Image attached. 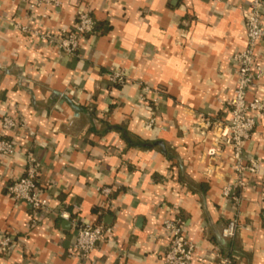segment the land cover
Instances as JSON below:
<instances>
[{"label":"crops","instance_id":"0c3cea01","mask_svg":"<svg viewBox=\"0 0 264 264\" xmlns=\"http://www.w3.org/2000/svg\"><path fill=\"white\" fill-rule=\"evenodd\" d=\"M26 1L0 0V118L23 124L8 135L16 153L0 163V240L11 239L0 264H164L162 221L172 215L196 246L192 264H221L217 254L264 264V119L244 149L262 162L259 174L222 193L237 178L220 141L237 80L231 56L245 47L251 0H60L42 30L71 27L77 7L95 21L77 56L15 28L34 26L42 13ZM260 49L264 73V42ZM115 68L127 77L122 87L107 81ZM140 83L151 89L145 101ZM263 94L264 74L248 98ZM28 154L39 191L70 220L8 194ZM235 214L242 228L222 240ZM83 220L105 230L85 261L69 252L73 222Z\"/></svg>","mask_w":264,"mask_h":264},{"label":"built area","instance_id":"2783aa9c","mask_svg":"<svg viewBox=\"0 0 264 264\" xmlns=\"http://www.w3.org/2000/svg\"><path fill=\"white\" fill-rule=\"evenodd\" d=\"M60 4V0H27L26 6L29 11L34 12L40 9L42 13L34 26L17 23L15 28L55 46L66 55L77 56L81 38L94 32L95 21L88 10L77 7L75 22L71 27H62L54 34L42 30V20L47 17L51 9ZM263 15L264 0H251L244 13L245 47L231 56L237 68V80L232 97L226 101L230 117L223 123L224 131L221 133L220 142L231 150L232 166L237 178L234 183L223 187L222 193L225 197L230 195L233 186L244 187L248 184L245 179L246 173L257 175L261 170L262 162L253 156L247 157L244 149L258 119H264V94L248 98L249 89L264 74L258 63V57L263 53L260 49L264 42ZM107 81L111 85L123 86L127 82V77L123 70L115 68L109 72ZM139 87L141 90L139 99L145 101V96L151 89L143 83H140ZM211 124L210 120L204 121L205 127ZM22 126V122L10 115L5 114L0 118V163L4 158L16 153V143L8 135L12 130ZM213 153L214 149H211L209 154ZM37 183V160L32 154H28L23 175L9 182L6 189L12 198L26 202L34 210L53 212L63 220H70L69 212L65 209L50 207L48 198L39 191ZM97 189L106 197L111 194V187L100 186ZM238 198L235 199L236 202ZM162 224L167 233V243L163 253L164 264H192L196 246L186 236L184 220L178 215H172L164 218ZM73 228L75 238L69 252L81 260H88L93 250L104 239V227L102 223L83 220L74 221ZM241 228L239 218L235 214L221 228L220 237L224 240H232ZM10 243V237L5 236L0 240V248L5 249ZM217 256L221 264H234L228 256L218 254Z\"/></svg>","mask_w":264,"mask_h":264},{"label":"trees","instance_id":"16d2710c","mask_svg":"<svg viewBox=\"0 0 264 264\" xmlns=\"http://www.w3.org/2000/svg\"><path fill=\"white\" fill-rule=\"evenodd\" d=\"M95 31V30H94ZM114 86H117V87H122V86H118V85H114Z\"/></svg>","mask_w":264,"mask_h":264},{"label":"water","instance_id":"95a60500","mask_svg":"<svg viewBox=\"0 0 264 264\" xmlns=\"http://www.w3.org/2000/svg\"><path fill=\"white\" fill-rule=\"evenodd\" d=\"M221 238V237H220ZM222 239V238H221ZM223 240V239H222Z\"/></svg>","mask_w":264,"mask_h":264}]
</instances>
